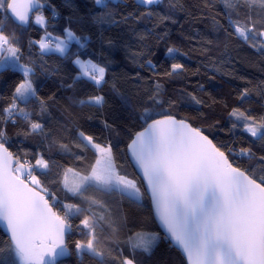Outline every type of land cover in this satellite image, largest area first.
Segmentation results:
<instances>
[{
  "label": "trees",
  "instance_id": "trees-1",
  "mask_svg": "<svg viewBox=\"0 0 264 264\" xmlns=\"http://www.w3.org/2000/svg\"><path fill=\"white\" fill-rule=\"evenodd\" d=\"M106 2L109 7L104 9L94 0H42L45 8L39 12L46 18V28L33 24L32 18L27 26L15 25L8 14L0 12L4 34L18 42L19 63L33 69L30 78L36 90V97L27 106L18 105L25 108L29 119L15 115L6 121L3 110L12 103L24 76L19 71L0 70L2 142L16 160L30 162L41 187L56 198L49 200L54 211L63 215L66 203L81 209L71 217L73 228L66 237L69 257L58 264H123L124 259H131L133 264H185L160 233L125 153V166L120 169L137 179L142 202L93 189L83 196L72 195L64 188L67 169L88 175L97 159L89 146H75L78 133L84 131L111 149L122 146L125 152L132 137L152 122L141 119L147 107L153 119L170 115L199 129L225 152L234 167L260 182L264 178V160L260 159L264 142L254 140L242 127L233 129V123L242 122L230 113L238 107L257 121L264 118V54L231 34L234 30L229 28V10L223 0H160L152 6L141 5L138 0ZM248 14L244 6L231 18L247 23ZM251 15L262 18L264 10L255 5ZM65 29L79 37L80 43L70 41L63 55L42 54L33 43L46 32L66 39ZM169 48L175 50L171 55L167 54ZM76 57L105 67V82L99 88L80 76L73 63ZM173 64L182 67L173 71ZM245 90L248 95L241 99ZM156 92L161 102L158 105L148 99ZM91 95L103 96L104 104L80 105L81 99ZM30 122L40 123L43 131L31 132ZM60 144L68 145L69 150H62ZM241 148L250 149L251 156H241ZM41 156L49 162L48 169L36 166ZM86 216L95 225V243L104 252L103 260L87 253L82 258L76 254V242L86 243L90 238L89 229L81 224ZM137 233L158 234L150 253L130 246L129 238ZM6 242L9 240L0 230V264H19L15 253L5 247Z\"/></svg>",
  "mask_w": 264,
  "mask_h": 264
},
{
  "label": "snow or ice",
  "instance_id": "snow-or-ice-1",
  "mask_svg": "<svg viewBox=\"0 0 264 264\" xmlns=\"http://www.w3.org/2000/svg\"><path fill=\"white\" fill-rule=\"evenodd\" d=\"M69 2L66 0V3ZM94 2L100 8L109 7L106 0ZM138 3L152 6L159 4L160 0H138ZM223 3L229 10V28L234 30L231 34L264 54V17L254 19L251 15L255 5L264 10V0H223ZM244 6L249 12L247 23L233 20L232 13L238 15L239 9ZM42 7V0H25L24 3L0 0V12L6 16L10 13L19 25L29 23L30 10ZM34 22L42 28L47 26L46 18L39 11ZM2 23L0 20V70L11 69L22 72L24 76L13 93L12 103L3 110L2 118L7 121L19 115L28 120L29 114L18 105L27 106L36 97L30 78L33 69L19 63L18 42L4 34ZM258 23L260 28H257ZM64 31L66 39L54 38L55 44L47 32L33 43L39 44L42 54L57 52L63 55L70 41L80 43V38L70 29ZM174 51L169 48L167 54L171 55ZM74 63L82 69L91 68L90 73L84 71L82 75L93 81L97 88L105 82V67L91 61L82 62L79 58ZM148 63L151 64V61ZM181 67L180 64L172 65L173 71ZM247 95L245 90L241 99ZM148 99L155 105L161 103L158 92ZM104 102L105 98L100 95H91L79 101L82 106H102ZM44 107L41 101L42 110ZM230 116L242 122L233 123V129L242 127L254 140L264 142V118L257 121L238 107L232 110ZM141 119L146 123L149 120L152 122L137 134L129 149L143 170L157 217L166 233L164 238L185 254L188 264H264V178L257 182L253 176L234 167L224 151L202 135L199 129L189 127L184 121H177L170 115L164 119H153L147 107ZM30 126L33 133L43 131L38 122H30ZM4 135L5 132L0 129V225L10 234V241L5 247L15 253L19 264H55L58 258L69 254L65 236L73 228L71 217L79 214L81 209L76 204L66 203L63 215L53 211V204L46 196H50L53 202L55 196L41 187L32 171H27V177L31 178L35 188L26 182V166L31 168L32 165L16 160L13 166V154L2 142ZM89 145L99 154L91 173L70 187L67 173H72L73 169H67L65 188L73 195L83 196L89 188L95 187L139 201L142 197L140 187L135 181L118 174L111 148L102 147L92 136L79 131L75 146L86 149ZM60 148L69 150L65 144H60ZM239 154L248 157L251 150L241 148ZM260 159L264 160V156ZM36 166L48 169L49 162L41 156L36 159ZM81 224L89 229L90 238L86 243L76 242L77 256L82 258L87 253L103 260L104 252L95 243V225L87 216ZM158 239L156 233H137L129 238V244L133 250L150 253ZM123 264H133V261L124 259Z\"/></svg>",
  "mask_w": 264,
  "mask_h": 264
},
{
  "label": "water",
  "instance_id": "water-1",
  "mask_svg": "<svg viewBox=\"0 0 264 264\" xmlns=\"http://www.w3.org/2000/svg\"><path fill=\"white\" fill-rule=\"evenodd\" d=\"M18 2L20 3H24L25 0H18ZM45 8V5L43 4V7L39 10L33 8L32 10H30L29 12V23H30V20L32 18V16L37 13V11H42L43 9ZM8 16L9 18L11 19V21L15 24V25H18V26H27L28 24L26 25H19L17 21H15L14 17L11 16L10 13H8ZM160 119H164V118H160ZM175 119V118H174ZM177 120V119H175ZM177 121H180V120H177ZM151 123V122H150ZM186 124H188L187 122H185ZM189 127L190 124H188ZM148 124L139 132H137L133 137L132 139L130 140V142L126 145V148H125V153H126V157H127V160L131 166V168L133 169L135 175L137 176V178L140 180L141 184H142V187L144 189V192H145V195L147 196L148 200H149V204H150V208H151V211H152V214H153V218H154V221L160 231V233L165 237L166 233H165V230L164 228L162 227L158 217H157V214H156V210L153 206V201H152V196H151V193L148 189V184L146 182V180L144 179V175H143V170L139 167V165L137 164L136 162V159L135 157L133 156V153L132 151L129 149V145L132 143L133 140H135L137 138V134L144 131L145 128H147ZM203 135V134H202ZM205 136V135H204ZM209 139V138H208ZM210 140V139H209ZM15 162H16V158L13 157V166L15 167ZM42 194V193H41ZM43 195V194H42ZM54 211V210H53ZM0 230L1 232L6 236V238L10 241V234L6 231L5 227L3 225H0ZM71 232L67 233L66 236H65V242H66V237L70 235ZM169 243L171 244V241L168 240ZM171 246L181 255V257L183 258L185 264H188V260H187V257L185 256V254L177 247L173 246L171 244ZM69 257V254L64 256V257H61V258H58L55 262V264H58L60 261L62 260H65Z\"/></svg>",
  "mask_w": 264,
  "mask_h": 264
},
{
  "label": "rangeland",
  "instance_id": "rangeland-1",
  "mask_svg": "<svg viewBox=\"0 0 264 264\" xmlns=\"http://www.w3.org/2000/svg\"><path fill=\"white\" fill-rule=\"evenodd\" d=\"M36 14L37 13H35L34 15H33V17H32V22H33V24H35L36 26H39L40 27V25H38V24H36L34 21H35V16H36ZM43 36H45V34L43 35ZM42 36V37H43ZM54 38H58V37H56L55 35H52V34H50V37H49V39H52V43L53 44H55L56 43V40L54 39ZM37 45H38V47H39V44L37 43ZM68 48V47H67ZM40 49V48H39ZM66 51H67V49H66ZM47 53H51V52H47ZM55 53H57V52H55ZM58 54H60V53H58ZM78 57H76V58H74V60H73V63H74V61L77 59ZM80 59V58H79ZM81 60V59H80ZM82 61V60H81ZM82 62H84V61H82ZM86 63V62H85ZM75 64V63H74ZM75 66L79 69V72H80V76L82 77V78H86L87 80H89L87 77H85V76H83L82 75V73L84 72V71H87V72H91L92 70H91V68L90 67H85V68H81L79 65H77V64H75ZM91 81V80H90ZM91 82H93V81H91ZM94 83V82H93ZM95 84V83H94ZM86 143V142H85ZM89 147L91 148V149H93L90 145H89ZM102 147H106V146H102ZM126 148V147H125ZM94 151H95V153H96V155H97V159H98V156H99V154L97 153V151L95 150V149H93ZM111 151H112V160H113V163H114V165H115V168H116V171L118 172V174H120V175H124V176H126L124 173H123V171L120 169V167H124L125 166V159H124V156H123V154L125 153L124 152V149H123V147L122 146H119L118 148H115V149H111ZM125 156H126V153H125ZM96 159V160H97ZM95 164H96V162H95ZM94 164V165H95ZM74 173H76V174H78V175H74ZM91 173V172H90ZM89 173V174H90ZM65 174H66V171H65V173H64V176H63V186H64V182H65ZM83 176H85V175H81V174H79V173H77V172H75V171H73L72 173H67V183H68V185L71 187L74 183H77L79 180H80V178L81 177H83ZM128 179H131V180H133V181H135L136 183H137V185L140 187L141 185L139 184V182L137 181V179L136 178H129L128 176H126ZM137 177V176H136ZM64 188H65V186H64ZM66 189V188H65ZM90 190L91 189H93V190H98V189H96L95 187H93V188H89ZM140 189H141V187H140ZM67 190V189H66ZM68 191V190H67ZM99 191H103V190H99ZM69 192V191H68ZM103 192H106V191H103ZM70 194H72L71 192H69ZM141 193H142V197H141V199L139 200V201H136V202H142V200H143V192H142V190H141ZM73 195V194H72Z\"/></svg>",
  "mask_w": 264,
  "mask_h": 264
},
{
  "label": "built area",
  "instance_id": "built-area-1",
  "mask_svg": "<svg viewBox=\"0 0 264 264\" xmlns=\"http://www.w3.org/2000/svg\"><path fill=\"white\" fill-rule=\"evenodd\" d=\"M17 116H19V115H17ZM27 161V160H26ZM23 162H25V161H22V163ZM28 162V161H27ZM29 164H30V162H28ZM31 165V164H30ZM27 171H33V168L31 167V168H27V166H26V169H25V176L27 177ZM32 174H33V172H32ZM28 184H31L32 182H31V178L30 177H27V181H26ZM43 195H44V193H43ZM46 199H49V200H51V197L50 196H46Z\"/></svg>",
  "mask_w": 264,
  "mask_h": 264
},
{
  "label": "crops",
  "instance_id": "crops-1",
  "mask_svg": "<svg viewBox=\"0 0 264 264\" xmlns=\"http://www.w3.org/2000/svg\"><path fill=\"white\" fill-rule=\"evenodd\" d=\"M22 73V72H21ZM31 75V74H30Z\"/></svg>",
  "mask_w": 264,
  "mask_h": 264
}]
</instances>
